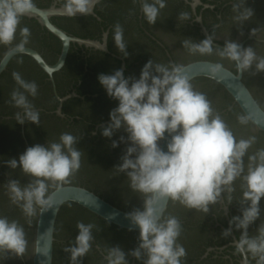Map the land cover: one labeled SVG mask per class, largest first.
Here are the masks:
<instances>
[{
  "label": "clouds",
  "instance_id": "9594fccd",
  "mask_svg": "<svg viewBox=\"0 0 264 264\" xmlns=\"http://www.w3.org/2000/svg\"><path fill=\"white\" fill-rule=\"evenodd\" d=\"M136 2V0H134ZM140 11L146 23L153 25L166 0H138ZM244 2V0H242ZM100 0H63L60 12L72 18L76 14L93 15ZM200 0H192L195 7ZM234 5V10L237 9ZM36 12L34 0H0V45H10L16 38L22 16ZM252 9L245 7L237 16L246 21L252 17ZM180 19H189L181 13ZM200 22L199 18L195 20ZM255 29L251 30V34ZM20 40L14 46L17 53H25L30 31L19 28ZM213 36L207 35L199 42L185 39L182 46L189 53L212 55L234 62L237 73L248 72L254 65L255 72H264V57H258L252 47H242L232 40H225L223 47H213ZM112 41L115 48L127 58L123 28L113 26ZM108 43L104 33L102 42L95 47L103 52ZM223 65L209 66L211 73L220 72ZM18 86L10 93L15 113V121L20 124L31 122L39 125L40 114L29 100L37 95V84L27 81L19 73H12ZM105 94L115 100L116 106L108 113V122L101 125L100 134L111 138L119 130L117 140L111 146L116 148L125 143L120 163L114 166L118 173H124L132 192L140 193L144 199L142 208L126 213L131 225L138 229L137 247L131 255L142 264H181L187 255L178 242L181 224L175 216L165 215L167 201L179 203L188 209L204 214L209 205L222 200L233 201L235 183L240 181V214L228 220V227L221 236L227 238L234 229L239 236L231 240L234 252L243 260L242 264H264V221L261 220L254 235L248 227L259 217V203L264 198V148L250 153L256 142L255 136L237 139L221 116L215 113L206 95L193 88L191 77L183 65L156 63L147 60L140 69L139 76H125L124 68L111 74L97 75ZM72 95L58 97L60 105ZM58 115H63L61 109ZM238 121L245 125L248 116H239ZM95 135V132H93ZM79 138L71 133H61L57 140L27 147L18 158L5 161L10 169H17L31 181L21 185L17 179H9L7 190L11 203L18 206L28 222L39 213L58 208L62 201L54 198L50 189H57L67 183L70 176L81 167L82 152L76 147ZM165 140L161 149L159 141ZM247 155V161L244 157ZM227 208H225L226 213ZM92 223L77 222V233L65 251L69 253V264H81V260L92 248ZM52 229H45L47 237L41 255L49 254ZM28 246L24 227L17 220L0 216V259L5 253L22 256ZM106 264H128L125 252L119 246H110L104 256Z\"/></svg>",
  "mask_w": 264,
  "mask_h": 264
},
{
  "label": "flooded vegetation",
  "instance_id": "af4514ba",
  "mask_svg": "<svg viewBox=\"0 0 264 264\" xmlns=\"http://www.w3.org/2000/svg\"><path fill=\"white\" fill-rule=\"evenodd\" d=\"M34 3L36 7L47 8L54 3L60 6L63 0H34ZM191 5L192 0H166V6L160 10L157 21L153 25L146 23L138 0L136 2L134 0H100L94 9L95 16L51 17L57 18L56 23L53 24L70 37L90 39L100 43L104 33H107L106 48L109 52L108 54L71 43L63 66L52 74L53 84L28 56L18 54L11 58L6 70L0 74V216L17 220L22 226L25 225L26 218L21 209L9 200L7 182L9 179H17L21 185H24L32 179L25 176L19 167L10 169L5 163L8 159L18 158L19 154L26 149L20 133L21 124H15V113L19 109L13 107L10 100V93L18 87L13 79V72L37 84V95L29 97V100L40 114V123L39 125L31 122L23 124V135L28 146L55 141L61 133L77 136L79 140L76 147L82 152L81 167L77 171L79 178H68L67 183L64 184L84 187L126 212L137 209L113 199L108 190V192L101 191L96 186L97 183L92 182L102 180V168L107 166L109 169L114 158L118 155L122 156L126 147L125 143L119 142L116 148L111 146L112 140L118 141V137L122 135L120 131L123 130L115 132L110 139L100 134L101 124L108 121V113L117 102L105 94L98 83L97 75L111 74L123 65L125 76L138 77L141 67L149 59L156 63L179 65L194 60H209L220 63L233 73H237L234 62L210 55L193 56L178 63L166 40L155 30V24L158 22H164L182 40L191 39L193 42H199L205 38L200 23L195 21L199 18L208 34L213 36L214 43L223 46L225 40H232L242 47H252L258 57H264V0H244V2L242 0H200V4L195 9ZM234 5L238 6L236 10ZM245 7L252 9V17L246 21L238 20L237 16ZM181 13H187L189 19H180ZM117 23L123 28L127 58H124L115 48L112 41L113 26ZM23 27H27L30 31L29 42L25 47L39 52L49 64L55 63L61 48L60 41L40 26L35 19L26 17L20 18L16 38L12 44L0 45V58L19 42V28ZM252 29H255L254 34H251ZM241 78L257 103L264 109V103L259 99L252 84L255 81H264V72H255L253 65L248 72L241 73ZM201 79L204 78L193 79L191 83ZM213 83L208 80V85ZM54 90L59 97L73 93L76 95L65 100L61 105L62 116L56 113L59 103ZM214 90L219 96L227 99L225 103L219 104L211 101L215 113L221 116L237 139L255 136L254 145L259 148L261 141H264V134L254 129L249 122L241 125L238 117L243 115L231 97L222 88ZM61 93H63L62 96ZM249 127L254 130V134L248 131ZM251 151L252 148L249 149L250 153L253 152ZM243 159L246 162L247 155ZM234 186L236 190L232 194L233 201L227 204L225 199L216 205H209L207 214L168 201L165 215L175 216L179 220L181 234L178 242L187 253L181 264H241L243 258L234 252L231 235L227 238L220 235L222 230L228 227L231 216L240 214V181H236ZM113 190L111 188L110 191ZM119 190L122 194H129L130 198H135L139 194L132 192L129 187H119ZM225 208H227L226 213ZM81 209L85 215L73 218L66 211L63 212L61 219L56 218L52 264H55L58 249L61 264H69V253L65 251V248L73 242L77 233V222L94 225L92 248L82 258L81 264H106L104 256L110 246H119L125 252L128 264H142L143 257L137 260L128 255L130 250L137 247L138 231L125 230V234H117L103 225L111 224L104 220L102 222L105 223H101L102 219ZM60 227L63 231L61 235L58 233ZM232 234L235 238L238 237L239 230L234 229ZM18 259L25 264L23 255ZM250 264L255 262L250 261Z\"/></svg>",
  "mask_w": 264,
  "mask_h": 264
},
{
  "label": "water",
  "instance_id": "95a60500",
  "mask_svg": "<svg viewBox=\"0 0 264 264\" xmlns=\"http://www.w3.org/2000/svg\"><path fill=\"white\" fill-rule=\"evenodd\" d=\"M61 8L62 5L58 6L56 3H54L53 5L47 8L36 7V12L28 16H22L26 18L35 19L40 26H42L47 32H49L51 35H53L55 38H57L60 41L61 48L57 56L56 62L53 64H49L48 62L45 61V59L42 57V55L39 52H37L32 48L25 47V53H17L14 51V47H13L8 49L0 58V74L6 70L8 63L13 56L21 54L31 58L38 66V68L47 75L49 81L53 84L52 74L58 71L63 66L71 43H77L78 45H83L85 47H91L97 49L95 45L99 43L98 41L70 37L63 30L58 28L50 21L51 17H66L61 14L60 12ZM81 16H85V15L76 14L74 17H81ZM93 16L95 15L93 14ZM199 23L202 28L203 34L206 37L207 35H209L207 30L203 27L201 21ZM155 30L166 40L168 46L173 52L175 60L178 63H182L185 59H188L193 56L194 57L202 56L198 53H189L188 50L184 48L181 44L183 40L179 38L177 35H175V33H173L164 22H158V24H155ZM213 46L221 47V48L223 47L214 42H213ZM103 52L109 54L107 48ZM210 56L218 57L217 55H215V53H213ZM212 64H215V62L209 60H194L183 64V66L185 68V71L191 77V81L197 78H204L219 85L231 97L232 101L239 108L242 115L249 117L248 122L252 125V127L264 134V109L260 107V105L257 103L256 99L254 98L250 90L243 83L241 74L233 73L224 66L220 72L213 74L209 70V66ZM252 84L256 90V94L258 95L259 99L264 103V81H258V82L255 81L252 82ZM192 85L195 90L204 93L210 102L212 101L213 103L219 104V103H225L227 101L225 97L221 95L219 96L216 93V91L210 88L209 85L204 81L195 80L192 83ZM54 94L56 100L58 101L57 98L59 96L56 94L55 90H54ZM73 96L76 95H72V97ZM64 97L66 96L60 98H64ZM58 109H61L60 103L57 110ZM107 122L108 121L102 123L101 125H105ZM20 127H21L20 133L23 137L25 146L27 148L29 146L23 135V124H21ZM248 131L251 134H254V130L252 128L249 127ZM120 133L122 135H125L123 131H120ZM158 143L161 149L165 148V140H161ZM251 148L253 152H255L259 148H264V141H261V145L259 148L258 147L256 148L254 144L252 145ZM120 157L121 156L118 155L117 157L114 158L112 164L109 165V169L107 166H105L104 169L102 168L103 177L101 181L93 180L92 182L97 183L96 186L101 191H106V192L109 191L110 192L109 195L113 199L127 205L128 207L139 208L142 206V202L144 199L142 194L139 193L137 197L130 198L129 194L128 195L122 194L121 193L122 191L119 190V187H124V188L128 187V181L125 174L118 173L114 169V166L120 163ZM75 178H79L77 172L69 177V179H75ZM111 188L114 189L112 192L110 191ZM116 188L118 190H116ZM50 191L53 194L54 198L58 201H62V203H60L58 208L54 209L53 211L49 210L48 212L40 214L39 210H37V216L32 217L30 223L26 218L25 225L23 226L26 233V238L28 240L27 250L23 254V260L25 264H29V263L52 264L54 226L57 215L61 207L66 203H72L77 206H80L81 208L85 209L86 211L90 212L96 217L123 230L138 231V229L134 225H131L129 220L126 218V213L128 212L112 205L108 201L96 195L94 192L84 187L77 185L62 184L59 189H57L54 186ZM167 204L168 201L166 203L165 210L167 208ZM259 207L261 209V217H259L256 221H254L252 224L249 225L248 232L250 235H254L261 220L264 221V198L261 199L259 203ZM47 228H51L52 233H51V240L50 242H48L49 254L47 257H45L41 255V249L45 246V243L47 242V237L43 235L45 229ZM58 233L59 235L63 234L61 227L59 228ZM231 237L235 239L233 234H231ZM60 257L61 256L59 254V249H58L57 254L55 256V264H61ZM0 264H23V262H21L18 259V257L15 256L14 254L5 253L3 258L0 259Z\"/></svg>",
  "mask_w": 264,
  "mask_h": 264
},
{
  "label": "trees",
  "instance_id": "16d2710c",
  "mask_svg": "<svg viewBox=\"0 0 264 264\" xmlns=\"http://www.w3.org/2000/svg\"><path fill=\"white\" fill-rule=\"evenodd\" d=\"M56 20L57 18H51V22L52 23H56ZM35 68H37V66H35ZM201 81H204L208 84V80H205V79H201ZM210 88H214L216 90H220L221 88L219 86H217L215 83L213 84H210L209 85ZM61 96L63 95V93L60 94ZM13 115V113H11ZM17 122H15L16 124ZM52 189V188H51ZM50 189V190H51ZM68 208V209H67ZM139 208H142V207H139ZM138 209V208H137ZM68 212L70 215H72V217H77V216H80V215H85V212L80 208V207H75L73 204H70V203H67V204H64L61 208V211L59 212L58 214V217H57V220L61 219L62 218V215H63V212ZM103 220H100L101 223H105V222H102ZM105 225L106 228L108 229H111L112 231H114L115 233L117 234H125V230H122V229H119V228H116L114 226H111V225H108V224H103ZM107 225V226H106Z\"/></svg>",
  "mask_w": 264,
  "mask_h": 264
}]
</instances>
